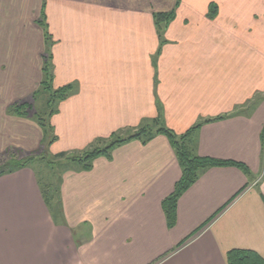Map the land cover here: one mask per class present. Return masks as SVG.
I'll list each match as a JSON object with an SVG mask.
<instances>
[{
    "label": "crops",
    "instance_id": "1",
    "mask_svg": "<svg viewBox=\"0 0 264 264\" xmlns=\"http://www.w3.org/2000/svg\"><path fill=\"white\" fill-rule=\"evenodd\" d=\"M43 12L54 88L71 86L50 146L34 119L9 113L40 89ZM169 12L158 26L155 14ZM196 127L195 155L245 169L203 170L172 229L162 204L182 168L162 134L66 170L53 211L32 165L0 176V264H228L232 250L264 258V0H0V164Z\"/></svg>",
    "mask_w": 264,
    "mask_h": 264
},
{
    "label": "trees",
    "instance_id": "2",
    "mask_svg": "<svg viewBox=\"0 0 264 264\" xmlns=\"http://www.w3.org/2000/svg\"><path fill=\"white\" fill-rule=\"evenodd\" d=\"M217 13V7L211 6L210 16L215 17ZM174 18V12L169 13H158L155 14L156 23L158 26L167 24ZM39 24L43 26L46 41V51L43 56V80L40 89L35 92L32 96L33 101H35L40 94L46 93L49 95L47 102L46 112L37 111L33 104L29 102L16 103L9 108V113L19 117H30L34 119L37 124L42 128L44 136L48 139V145H52L57 141V136L55 134L54 127L51 124V118L58 113L60 104L67 100L71 96V86L63 88H54V73H53V55L52 47L53 40L49 33L46 18L43 12V19L39 21ZM50 106V107H49ZM222 119V118H219ZM199 128H193L189 130L182 136H177L173 132L167 129H159L156 132L152 130L143 129L136 133L135 135L127 138L114 141L110 146L106 148H96L91 151L84 152L79 156H69L65 153H61L55 156L58 160H70L72 162H77L78 165L81 163V168L89 170L92 168L95 159L104 156L107 158L111 157L112 150L119 144L132 141L140 140L146 142L153 138L155 135L162 134L168 138L173 148L176 151L180 166L182 168V177L180 181L176 184L174 192L164 200L162 207L165 213L168 227L173 228L177 221V205L180 197L198 180L199 174L206 169L216 168V167H227L235 166L239 168H244V166L232 162H223L210 158H201L192 152V144L194 136ZM36 160L33 158H18L11 159L10 161L0 164V176L11 174L19 169H24L29 165L34 164ZM50 165H52L50 163ZM43 193L45 200L49 204L51 210L53 211L52 196L48 192V188L43 187ZM54 195V194H52ZM198 230L196 233H198ZM195 233V234H196ZM194 234V235H195ZM228 264H264V258L259 254L249 250H232L228 253Z\"/></svg>",
    "mask_w": 264,
    "mask_h": 264
},
{
    "label": "rangeland",
    "instance_id": "3",
    "mask_svg": "<svg viewBox=\"0 0 264 264\" xmlns=\"http://www.w3.org/2000/svg\"><path fill=\"white\" fill-rule=\"evenodd\" d=\"M49 99V95L46 93H42L39 95V97L33 101V99L30 101V104L34 103L33 106L34 108L43 113L46 112L50 109L47 110L48 106H47V102ZM50 107V106H49ZM120 136V134H117ZM117 136V137H119ZM119 138H114L112 140L111 143H104V146L101 147L106 148L108 146H110V144H112L114 141H117ZM45 142L48 143V139H46L45 137ZM103 145V144H101ZM100 145V146H101ZM48 146V145H47ZM48 148L44 147L43 151L37 153L36 155H33L31 158H33L34 160H36L34 162V164H32L33 168L35 170H37L40 179H41V183L43 185V187H46V189L48 188V192L51 193L52 196V204L55 207V210L58 208L57 206V202H59V198L58 195H60V185L62 183L63 180V176L66 170L68 169H73V168H81V163H79L80 165L77 164V162H72L70 160H58L55 159V155L51 154V152H46ZM82 156V154H80ZM77 156H79V154H77ZM50 163L52 165H50ZM44 190V189H43ZM54 194V195H52Z\"/></svg>",
    "mask_w": 264,
    "mask_h": 264
}]
</instances>
